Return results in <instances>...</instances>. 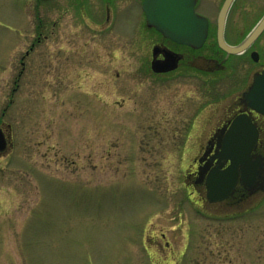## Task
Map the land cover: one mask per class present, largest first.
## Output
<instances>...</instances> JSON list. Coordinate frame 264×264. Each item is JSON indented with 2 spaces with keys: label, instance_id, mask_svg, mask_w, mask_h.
Wrapping results in <instances>:
<instances>
[{
  "label": "rangeland",
  "instance_id": "374dc122",
  "mask_svg": "<svg viewBox=\"0 0 264 264\" xmlns=\"http://www.w3.org/2000/svg\"><path fill=\"white\" fill-rule=\"evenodd\" d=\"M84 11L0 0V264H264V192L209 203L185 177L212 97L151 71L135 2L125 32Z\"/></svg>",
  "mask_w": 264,
  "mask_h": 264
},
{
  "label": "flooded vegetation",
  "instance_id": "af4514ba",
  "mask_svg": "<svg viewBox=\"0 0 264 264\" xmlns=\"http://www.w3.org/2000/svg\"><path fill=\"white\" fill-rule=\"evenodd\" d=\"M68 1L80 11L85 10L96 25L106 27L111 16L116 18L114 26L123 32L120 12L128 3L135 2L142 14L143 28L155 36L149 61L151 71L155 74L191 72L196 76L199 96L204 98L207 90L212 97L207 116L204 102L195 108L200 126H208L209 133L197 148L192 170L185 174L191 178L194 191L200 193L202 187L209 203L238 205L247 202L251 195L264 192V0H187L200 26L198 35L185 43L176 42L147 24L142 9L144 0ZM139 29L135 26L127 31L139 36ZM166 52L177 58L176 67L165 72L153 71L151 61L163 60ZM233 146L248 149L236 165L231 163L227 152V147ZM229 168L230 177H235L230 193L221 200L209 201V178L226 173Z\"/></svg>",
  "mask_w": 264,
  "mask_h": 264
},
{
  "label": "water",
  "instance_id": "95a60500",
  "mask_svg": "<svg viewBox=\"0 0 264 264\" xmlns=\"http://www.w3.org/2000/svg\"><path fill=\"white\" fill-rule=\"evenodd\" d=\"M142 8L149 26H154L167 37L176 42H189L198 35L200 21L187 0H144ZM163 60H152L151 68L155 72H165L176 67L177 58L169 52ZM6 141L0 128V151L4 150ZM228 158L236 165L248 152L240 146L227 147ZM237 158V159H236ZM233 167V166H232ZM229 168L226 173L212 175L208 181L209 200L215 201L226 197L233 186L235 177L231 178Z\"/></svg>",
  "mask_w": 264,
  "mask_h": 264
}]
</instances>
